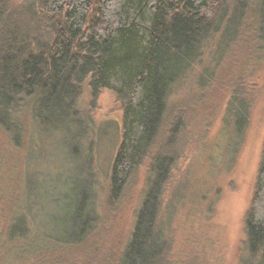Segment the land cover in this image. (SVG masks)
<instances>
[{
    "label": "trees",
    "instance_id": "1",
    "mask_svg": "<svg viewBox=\"0 0 264 264\" xmlns=\"http://www.w3.org/2000/svg\"><path fill=\"white\" fill-rule=\"evenodd\" d=\"M11 2L0 0V132L16 149H23L27 139L28 158L40 149L35 141L28 151L31 137L47 138L56 130L73 135L72 128L80 124L76 102L84 86L93 95L100 89L111 91L123 106V118L109 177L110 198L118 202L124 198L138 171L147 168L129 237L111 264H170L171 235L167 220L161 221L162 194L176 161L172 137L180 124L168 128L170 139L157 142L166 129L169 95L202 62L207 49L215 47L220 59L234 46L247 43L256 60L257 52L264 51V0H24L17 6ZM209 71L203 68L200 80ZM244 97L234 90L225 108L234 150L249 125L251 102ZM76 133L69 155L72 146L76 150ZM23 173L30 200L25 205L18 198L21 186L0 185L5 245L13 236H26L44 201L63 202L71 216L70 222L61 224L71 227L67 235L62 230L63 239L48 236L56 245L73 248L87 240L95 244V235L106 234L97 231L100 217L89 180L85 188H78L64 179L63 186L69 188L65 194L66 190L59 193L60 185ZM52 221L59 222L55 217ZM244 234L242 264H264V141Z\"/></svg>",
    "mask_w": 264,
    "mask_h": 264
},
{
    "label": "rangeland",
    "instance_id": "2",
    "mask_svg": "<svg viewBox=\"0 0 264 264\" xmlns=\"http://www.w3.org/2000/svg\"><path fill=\"white\" fill-rule=\"evenodd\" d=\"M23 1L11 3L17 6ZM250 50L249 44H239L219 59L215 47L207 49L202 62L169 95L166 129L157 142L170 139L168 128L180 124L172 137L176 161L162 194L161 221L167 220L171 235L170 264H242L245 256L244 217L254 193L264 141V51L257 52L254 60ZM203 68L210 71L200 80ZM234 90L251 102L249 125L237 150L233 149L231 127L224 121ZM76 112L80 124L72 128V136L56 130L47 138L31 137L28 151L35 141L40 149L31 151L33 156L28 158L27 139L23 149H16L11 138L8 143L7 135L0 132V185L5 189L15 183L21 186L18 198L25 205L30 200L25 175L21 180L23 172L60 185L59 193L66 190L65 194L69 188L63 186L64 179L78 188H85L84 182L89 180L100 217L97 231L106 230V234L95 235V244L87 240L73 248L56 245L48 236L61 238L62 230L67 235L70 225L62 228L61 224L70 222L71 216L63 202L44 201L26 236H13L5 245L0 231V264H111L126 243L147 168L138 171L124 198L112 200L109 177L121 143L123 106L111 91L100 89L93 95L84 86ZM76 129L84 132L80 135ZM75 133L76 150L72 146L69 155L67 149ZM34 179L38 181L32 176ZM53 217L60 223H54Z\"/></svg>",
    "mask_w": 264,
    "mask_h": 264
}]
</instances>
